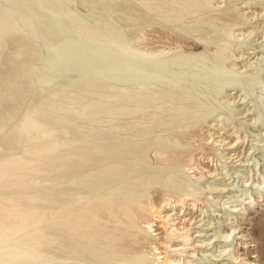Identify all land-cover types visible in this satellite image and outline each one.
<instances>
[{"label":"bare ground","instance_id":"bare-ground-1","mask_svg":"<svg viewBox=\"0 0 264 264\" xmlns=\"http://www.w3.org/2000/svg\"><path fill=\"white\" fill-rule=\"evenodd\" d=\"M4 1L14 8L15 14L9 12L0 14V39L7 33L19 31V33L13 34L8 41L15 45V48H19L25 43L30 44L31 51L24 59L27 64L26 71L21 68L17 69L10 61L8 62L10 68L8 73L0 71V264H48L41 259L45 253L44 246L46 241L52 243L55 239L46 233V229L58 224H70L76 220L75 226L80 228L82 237L92 241L95 233L86 231V228L98 227L91 218H95L99 213L106 215L108 220L114 222L115 235L107 243L109 261H106V264H123L122 257L139 240L148 243L147 251L150 256L143 252H136L130 264H202L206 256L214 257V253L210 254L204 248L203 242L201 243L202 239H198L200 242L186 243L189 245L185 246L186 244H170L160 234L164 231L166 238L175 235L183 240H186L187 236L191 240L202 237V229L197 226L194 227L196 230L193 234L187 233V223L190 225V222L194 221L193 225H203L202 222L206 217V213L203 212L204 206H200L197 201L205 205H209V203L200 197V191L205 188L223 190L228 186L224 183L215 185L214 181L209 180L211 176L216 177L219 173L216 172L217 168L211 169L210 166L199 162L200 159L205 158L213 161V157L205 153L198 156V150H201L203 145H210L216 154L215 162L217 160L221 162L222 159L231 162L236 159L235 150L243 145L245 139L237 136V130H227L228 133H234L235 138L226 141V137L219 135V132L224 129V125L235 124L232 121V118L238 115L235 103L239 101L243 103L247 96L244 86H248L250 89L253 85L259 84V91L253 93V99L258 105L264 104V73L247 78L236 76L231 79L224 76L223 73L231 72L237 75L246 71L247 67L252 66L253 63L261 64L264 61V50L257 52L255 51L256 47H246L248 52H244L242 48L244 38L252 35L254 28L246 27L244 24H235L231 27L229 22L226 31L229 39L220 36L208 37V30H196L197 34H193L192 38L197 43L202 42L201 53L186 51L183 47L186 40L181 39L177 34L156 31L159 35L153 37H158L159 40H154L155 42H146L148 41L146 38V40L139 39L140 52L144 58L137 59L129 53H125L121 58L125 69L129 70L133 77L144 70L142 66H146L153 70L151 79L164 81L170 78L175 86L183 87L188 91L193 90L196 93L180 94L173 89L161 88L162 101L173 96H184L182 106L173 105L171 107L174 110L183 107L182 111H175V115L193 114L192 116L184 115L177 120L174 127H177L179 133H174L175 129L173 128L169 134H173L178 142L180 139H185L187 143L191 144L192 149L187 153L191 155L195 168L197 167L201 176L207 175V180L200 183L192 178L196 175L194 170L179 173L175 160L171 158V155L179 151L177 147L160 145L157 148L160 161L169 162V164L144 169L136 160L138 155L144 152V149L118 150L121 144L116 145L111 141L107 142L105 147H100L87 139L96 138L93 134L82 130V127L89 124L87 116L88 111L94 106L93 101L84 98L75 100L72 95L68 94L65 96L69 97L68 101L58 102L57 97L60 92L70 93L72 91L64 87V80L73 84L79 78L85 77L90 70L102 74L115 68L114 66L112 68L105 66L88 68L83 63L88 60L87 51L94 52L92 59L97 63L117 58L99 50L100 47L106 45L109 39L113 43L119 42L117 38L110 37L111 30L108 24L99 28L87 26L65 15L63 7L56 0ZM200 1L201 5L194 7L196 8L195 12L201 16L214 18L215 15L210 13V8L218 9L226 0ZM242 3L247 4L248 2L241 0L238 5ZM241 9L245 10V8ZM255 12L258 14L260 10L255 9ZM220 13L222 16L219 18L226 15L232 16L230 20L234 18L228 9H224ZM256 14L251 11L247 12L246 18L252 20ZM146 21H152V19L147 15H143L139 19V22ZM72 26H75V32ZM136 33L140 34V31ZM120 39L125 40V36L121 35ZM263 41L264 38L259 43V47L264 48ZM156 42L161 45L148 47ZM112 50H116V48L114 47ZM13 53L22 52L16 49ZM250 55L253 56L249 57ZM252 58H255V61H251ZM224 59L228 61L224 62ZM246 59L248 61L244 62L242 66L238 65V62ZM226 66L237 70V72L227 70ZM17 70L20 72L18 76H15L6 85V74L13 76V72ZM180 70L191 74L188 82L183 86L179 84L180 76H182ZM31 74L41 84L40 89L45 90L48 99L43 100V103L35 102L31 106H21L24 95L30 91L25 90L23 86L26 84L25 81L31 78ZM118 77H120L119 74L113 75V78ZM134 81L137 79L134 78ZM154 83L152 81L147 84L153 85ZM88 84L90 83H83V85ZM147 84L138 82L135 89L140 90L139 93H143L151 88ZM47 85H49V90H46ZM55 85L60 86L61 91ZM116 85L119 89H124L122 84L117 83ZM11 87L14 89L10 90ZM234 90H241L244 93L237 95L235 92L233 97L226 93L221 94L223 91L232 92ZM118 93L119 91H113L112 94H102L99 100H95V104L99 106L97 114H100L101 111L108 113L105 118L100 120V124L109 123L115 130L124 128L125 131H135L138 124H145L153 119L146 114L144 119L133 120L131 117L125 122L127 125L118 124L117 114L112 111L114 107L102 106L106 102H112L111 98ZM6 94L15 96L16 101L6 104ZM151 94H156V92L153 90ZM144 104L143 100L138 99L134 103L119 102L116 107L123 110L127 106L133 105L139 108ZM44 107L49 110L59 107V111L68 115L67 118L72 122L47 113L44 111ZM251 108L245 107L239 114L246 115L245 123L252 125L255 132V135H252L253 141L256 143L250 144L247 149L249 158H238L233 161L239 162V166L245 167L241 170L232 169L233 174L239 177L237 182L240 183L237 185V189H232V192L236 195L239 191L253 189L256 197L259 198L264 192V189L260 190L261 187H264V179L258 180L259 177L254 179V176L264 161V115L261 116L257 112L250 114ZM262 108L264 114V107ZM139 113L145 114L144 111ZM156 114L153 113V116ZM257 120L261 121V126L255 125ZM199 121L207 122V126L212 128L200 129L202 142L194 146V142L191 141L192 136L186 134L185 128L188 123H192L194 130L190 132L194 134L197 132L196 123ZM159 126H163L159 129L160 132L169 130L165 127L166 122L163 118L159 119ZM238 126L245 129L241 125ZM75 127H81L82 131H78ZM259 143L261 144L259 145ZM220 146H226L223 150H227V153H222ZM257 150V157H252V161L249 162L251 154ZM121 157H124V162L120 160ZM190 168L194 169V167ZM226 168L227 165L224 164L219 170L227 174ZM88 170H94V172H88L82 178L83 190L96 183L97 180L100 182L102 179L110 182L116 174L129 171L131 172L129 178L134 181L133 186L146 191L158 182L161 176L157 173L161 171L166 172L167 179H171V175H174L182 186L190 188L191 191L183 189L178 196L169 194V190L163 191L159 197L139 196L135 199L128 196L115 197L109 204L96 202L92 203L91 207H81L80 210L73 206L63 209L64 205L70 204V200L64 198L66 194L64 191L71 190V188L59 187V178L66 175L72 179ZM52 175L59 176L56 181L57 188H59L56 189L53 199V202H58L54 206L56 208L54 212L47 210L49 209L48 199L44 195V192L49 188ZM74 189L79 190L80 188ZM205 195L207 198L214 199L211 192H205ZM190 196H194L195 199ZM248 198L251 199V196ZM253 201H248V203H253ZM217 203L223 207L226 202ZM193 209H199L204 215L196 220L199 215L194 216ZM241 212L243 213V208ZM207 224L209 225L211 222H207ZM68 229L72 230L73 227L68 226ZM230 232L216 228L213 237L229 239ZM244 236L241 234V237ZM229 246L231 245H224L221 247V251L226 250ZM176 251H180L182 257L176 258ZM197 252L204 254L203 259L193 258ZM226 255H229L234 263L255 264L246 257L243 259L247 262H242L240 254H235L231 250H228Z\"/></svg>","mask_w":264,"mask_h":264},{"label":"rangeland","instance_id":"rangeland-1","mask_svg":"<svg viewBox=\"0 0 264 264\" xmlns=\"http://www.w3.org/2000/svg\"><path fill=\"white\" fill-rule=\"evenodd\" d=\"M56 1L63 7V12L65 15L82 22L87 26L99 28L104 24H108L111 30L110 37H115L119 40L118 43H113L110 42L109 39L105 46L99 48L101 52L117 58H114L113 60L107 59L103 63H97L92 59V56H94V52L87 51L86 54L88 56V60L83 61V63L88 68L94 66H105L107 68H112V66H114L115 68L111 69L109 72H103L102 74H97L95 71L90 70L89 72H87V75L85 77L79 78L73 84L69 83L67 80H64V87L66 89H71L72 91L70 93H66L65 91L60 92L57 97L58 102L60 101L63 103L68 101L69 97H65L68 94L72 95L75 100L84 98L94 102V106L88 111L89 114L87 116V119L89 120V124H87V126L85 127H82V130L88 132L89 134H93L94 136H96V138L87 139L91 143L97 144L100 147H105L106 143L111 141L113 143H116V145L121 144L118 150L144 149V152L140 153L138 155L139 157L136 159L138 164L144 169H150L159 165L166 166L169 164V162L160 161V157L157 152V148L160 145L177 147L179 151L177 153H174V155H171V158L175 160L176 167L179 168V173L181 171L191 172L192 170H194V173L196 175L192 177L193 179L200 183L207 180V175L201 176V173H199L197 167L195 168V164L191 158V155L187 153L190 149H192L191 144L189 142L187 143L185 139H180V142H178L177 139L173 137V134H169V132H171V129L173 128L175 129L174 133H179L177 132V127H174L177 120L182 118L184 115H193L189 113L175 115L174 112L182 111L183 107H180L176 110L171 108L173 105L182 106V103L184 102V96H173L171 98H165L166 100L164 101L161 100L162 87L173 89L180 94L188 92L193 94L196 93L193 90L188 91L183 87L175 86L172 83L173 80H171L170 78L164 81L151 79V72L153 70H150L146 66H142L144 70L140 71L133 77L132 73L129 70L125 69L124 63L121 61V58L125 53H129L137 59L144 58L142 52H140V45L138 44L139 39L146 38L148 39V41L146 42H155L159 40L158 37H153L154 35H159V33L157 34L156 31H166L169 34H177V36H179L181 39L186 40V43L183 45L186 51L201 53L202 42L197 43L192 38L193 34H197L196 30H208V37L220 36L222 38L229 39V36L226 35L229 22L231 24V27L235 24H244L246 27L250 28L253 27L254 33L249 37L244 38V44L242 45V48L244 52H248L246 50V47H256L255 51L260 52L261 50H264L263 47H259V43L264 38V22H262L264 20V0H247V4L242 3L240 5H238V2L241 0H226L218 9L210 8V13L215 15L214 18L201 16L195 12L196 8L194 7L195 5H201L200 0ZM124 6L126 7L124 8ZM241 8H245V10H242ZM224 9H228L233 14L234 18L232 20H230L232 16L226 14V16H224L223 18H219L220 16H222L220 11H223ZM255 9L260 10V13L256 14ZM250 11L253 14H256L252 20L246 18V13ZM6 12L15 14V10L11 5L6 3L4 0H0V14ZM143 15L149 16L152 21L139 22V19ZM58 17H61V15H58ZM72 29L74 32L76 31L75 26H72ZM137 31H140V34L136 33ZM17 33H19V31L7 33L3 36L2 39H0L1 72L6 71V73H8V71L10 70L8 63L9 61L14 63L17 69L21 68L26 71L27 64L26 60L24 59H26L29 51H31V46L30 44L25 43L21 47L15 48V45L11 44L8 40L10 37H12L13 34ZM121 35L125 36V40L122 41L120 39ZM158 45H161V43L156 42L154 44L148 45V47ZM114 47L116 48V50H112V48ZM16 49L18 51H21L22 53H13V51ZM244 56L246 57V54ZM252 56L253 55H250L249 57ZM227 61L228 60L224 59V62ZM246 61H248V59L238 62V65L242 66ZM251 61H255V58H252ZM226 69L229 71L237 72V70L232 69L228 66H226ZM18 71L19 70L13 72V76H8L6 74V85L10 83L15 76H18V74L20 73ZM179 72L182 74V76H180L181 80L179 81V84L183 86L184 83L188 82V78L191 74L183 70H180ZM223 73L224 76H227L230 79L236 76L240 78H247L253 75H261L264 73V61L261 64L253 63L252 66L247 67L246 71L238 73L237 75L231 72ZM114 74H119L120 77L113 78ZM134 78L137 79V81H134ZM152 81L155 82L153 85L147 84ZM25 82L26 84L25 86H23V88L27 91H30L26 95H24L21 106H31L35 102L43 103V100L48 99L45 90L40 89L41 84L38 83L35 78H33L32 74L31 78H28ZM87 82H89L90 84L83 85V83ZM138 82L146 83L151 88L147 91H143V93H139L140 90L135 89V86ZM117 83L122 84L124 89H119L116 85ZM55 87L60 90V86L55 85ZM259 87V84L253 85V87L250 89L248 88V86H244V91L247 92V96L245 97V101L243 103L242 101L235 103L238 112V115L232 118V121L235 124L229 126L224 125V129L219 132L220 134L218 133L222 137H226V141H229L235 138V135L234 133H228L227 130H237V136L245 139L243 145L235 150V156L237 155L236 159L249 158L250 156L247 154V149L250 144L256 143L255 141H253L252 135H255V132L251 127L252 125H247L244 121V119H247L246 115L239 114V112L242 111L245 107H252L250 109L251 111L249 110L250 114H254L255 112H257L261 116L264 115L262 108L264 107V104L261 103V105H258L253 99V93H257L259 91ZM11 89L13 90L14 88L11 87L10 90ZM46 90H49V85L46 86ZM153 90L156 92V94H151V91ZM113 91H119V93L115 94V97L111 98L112 102H106L105 104H102V106L114 107L112 108V111L117 114L118 124L127 125L125 124V122L130 120L131 117L133 120L144 119V116H146V114L149 115L148 117H153V119L145 124H138L137 130L135 131H125L124 128L115 130L109 123L100 124V120L105 118L108 113L101 111L100 114H97L99 106L95 104V100H99L102 94H112ZM244 91H223L221 94L226 93L233 97L235 95V92L237 95H240L243 94ZM138 99L145 102V104L140 106L139 108L131 105L127 106L123 110H120L116 107L119 102L134 103ZM12 101H16L15 96H9V94H6V104L12 103ZM44 111L57 117H63V120H68V122H72L71 119L69 120V118H67L69 117L68 115L59 111V107L50 110L47 107H44ZM141 111H144L145 114L141 115L139 113ZM16 113L18 114L19 112ZM153 113L157 114L153 116ZM160 118L165 119V127L169 129L168 131H159V129L163 127L159 126ZM238 125H241V127H244L245 129L240 128ZM255 125L261 126V121L257 120ZM196 126V134H192L190 132L191 130H194L192 123H188L187 128H185L186 134L192 136L191 141L194 142V146L202 142V134L200 133V129L206 130L207 128H212L211 126H207V122L205 121L197 122ZM75 129H77L78 131H82L81 127H75ZM7 142L8 141L6 138V146ZM260 144L261 143H259V145ZM219 148L220 150H222V153H227V150H223V148H226V146H220ZM202 149L198 150V156L205 153L213 157V161L216 160V154H214L213 148L210 145H203ZM257 153L258 150L251 154V159L249 160V162L252 161V157H257ZM236 159H234L233 161H235ZM120 160L124 162V157H121ZM213 161H210L207 158L199 160L201 164H206L208 165V167L210 166L209 168L211 169L217 168L216 172L219 173L218 176H211L209 178L210 181H214L215 185H222V183H224L228 184V186H226L223 190H210L205 188L200 191V197L204 200H207L209 203V205H205L197 201L200 206H204L203 212L206 213V217L202 222L203 225H193L192 223L194 221L190 222V225L187 223V233L193 234L196 230L194 227L197 226L199 229H202V237L191 240L189 239V236H187L186 240H183L181 237L172 235L166 238L164 231L160 234V236H162V238L170 244H186L191 243V241L200 242V240L198 239H202L203 241L201 240V243L203 242L202 245L205 246L204 248L207 250V252H209L210 254L214 253L215 255L214 257H211L207 254L208 256L203 259L204 254H202V252L195 253L193 255L194 259L196 258V260H198L199 258H202L203 260H205L202 264H240L234 263L229 255H226L228 250H231L235 254H240V258L242 259V262L244 261V263L247 262L243 259L246 257L255 264H264V192L261 193V197L259 198L256 197L253 189L242 192L239 191L235 195L234 192H232V189H237V185L240 183L237 182V178L239 177L233 174L232 169L241 170L245 166H239V162H229L230 160H228L227 162L223 159L221 160V162H219V160H217V162ZM224 164L227 165V174L219 170V168ZM190 167H194V169ZM259 168L260 169L256 173V176H254V179H256L257 177H259L258 180L262 178L264 179V161L259 166ZM88 172H94V170L83 172L82 174L72 179L70 177H67L66 175H63L59 178V187L71 188V190L64 191L66 193L64 195V198L69 199L70 204L64 205L63 209L73 206L74 208L80 210L79 208L91 207V204H95L96 202H105L106 204H109L115 197L128 196L132 199H135L139 196L159 197L163 191L167 192L169 190V194L178 196L181 194L183 189L191 191L190 188L182 186V184L178 182V178H176L174 175H171V179H167L168 175L166 174V172L161 171L157 173V175L161 176V178L155 185H153V187L149 188L146 191L133 186L134 181L129 178V174L131 173L129 171L116 174L112 177V180L110 182H106V180L104 181L102 179H100V182L97 180L96 183L83 190V184L81 181L84 175ZM190 176H193V174H190ZM58 177L59 176L57 175L50 176L51 182L48 185L49 188L44 192L45 197L48 199L49 209L47 210H50L52 212L56 211V208H54V206L58 203L53 202L55 191L59 188H57L56 182ZM77 187L80 189H74ZM262 189H264V187L260 188V190ZM205 192H211L214 199L212 200L209 197L207 198ZM240 194L241 196H239ZM247 195L251 196V199L248 198ZM190 197L195 199L194 196ZM252 200H254L253 203H248V201L251 202ZM223 201L226 202L223 207L217 203H221ZM242 208L243 213L241 212ZM192 213H194V216L199 215L196 220L204 215L201 213V211H199V209H193ZM91 220H93L98 225L97 228L95 226L86 228V231L89 230L95 233L92 241H88L87 239L82 237L80 228H76L75 226L77 222L76 220H74V222L70 224H58L53 227L47 228L46 233H48L50 237H53L55 241L52 243L46 241L44 246L45 253L43 254V257L41 259H43V261L47 262L48 264H106V261H109L107 258V243L108 240H112L113 236L115 235V232L113 231L114 222L112 220H108L106 215H102L101 213H99L95 218H91ZM207 222H211V224L206 225ZM68 226H72L73 229L69 230ZM216 228H220L224 231L229 232L232 231L230 232L231 237L229 239H221L217 236L213 237ZM241 234H244L245 236L241 237ZM226 244H229L231 246L227 247L226 250L221 251V247ZM187 245L189 244H186L185 246ZM147 246L148 243L141 240H139L137 243H134L133 248L130 251H127L126 255L122 257L123 264H130L136 252H143L144 254H148V256H150L147 251ZM175 256L176 258H179L182 257V254L180 253V251H176Z\"/></svg>","mask_w":264,"mask_h":264}]
</instances>
